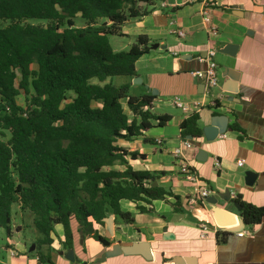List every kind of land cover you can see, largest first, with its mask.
<instances>
[{"label": "trees", "instance_id": "trees-1", "mask_svg": "<svg viewBox=\"0 0 264 264\" xmlns=\"http://www.w3.org/2000/svg\"><path fill=\"white\" fill-rule=\"evenodd\" d=\"M153 1L0 0V228L8 236L21 231L14 225L15 208L31 215L38 233L33 252L45 250L38 254L40 264H53L58 225L63 248L71 250L80 230L103 240L86 229L104 227L111 215L116 223L135 224L122 201L142 214L154 213L153 202L168 203L167 197L175 198L173 209L180 206L178 196L154 185L164 172L134 170L129 158L145 155L117 144L143 135L153 122L163 127L171 120L150 111L153 97L132 96L129 84L112 80L136 76L150 40L139 36L129 50L114 52L110 37H124V24L149 16L144 7ZM77 19L85 25L77 26ZM22 93L27 106L18 103ZM199 120L192 114L182 122V140L203 136ZM236 202L247 226L264 219V207Z\"/></svg>", "mask_w": 264, "mask_h": 264}, {"label": "crops", "instance_id": "crops-1", "mask_svg": "<svg viewBox=\"0 0 264 264\" xmlns=\"http://www.w3.org/2000/svg\"><path fill=\"white\" fill-rule=\"evenodd\" d=\"M191 1L154 0L151 6L144 7L151 10L149 16L130 19L122 27L124 37L129 39V49L139 36L150 40L149 53L136 62V76L127 77L129 94L153 97L150 111L168 115L171 120L163 127L153 122L154 127L143 135L117 144L145 155L144 160L129 158L134 170L164 172L157 184L178 196L180 206L173 209L176 200L167 197L168 203L153 202L154 213L142 214L136 211L134 203L122 201V209L134 215L135 224L116 223L114 217L113 233L106 225L94 228L109 245H102L92 235L82 238L78 232L74 235V249H65L64 230L58 225L53 235V264H264V219L242 228L241 211L233 204L239 199L264 207V0H210V14L220 32L218 37L208 34L204 25V4ZM170 22L184 31L185 36L171 34ZM229 46L236 47L231 49L233 54L226 53ZM209 47L216 50V62L223 69L219 86L210 96L204 82L190 75L192 71L205 69L197 55ZM231 71L233 79L229 76ZM173 96L202 106L199 124L203 136L187 139L192 148L184 152V159L201 180L200 186L210 190L208 198H215L216 204L208 203L207 199L198 204L188 203L197 196V185L188 180L172 153L181 146L180 126L190 114L169 101ZM219 96L223 99L220 108L214 111L210 102ZM218 116L228 119L226 137L208 140L205 130L214 125ZM234 125L240 130H232ZM239 159L245 160L242 168L237 165ZM216 160L221 163L218 170ZM250 172L256 174L252 184L248 183ZM217 210L233 223L219 225ZM202 224L211 228L203 239ZM231 228L251 231L252 235L239 237L238 232L227 231ZM10 242L4 247L5 253L0 254V264L39 263L29 258L25 245L13 244L12 238ZM134 243L148 244L150 258L139 250L138 254L121 253L102 260L114 246L128 247ZM9 249L16 250L17 255L11 257Z\"/></svg>", "mask_w": 264, "mask_h": 264}, {"label": "built area", "instance_id": "built-area-1", "mask_svg": "<svg viewBox=\"0 0 264 264\" xmlns=\"http://www.w3.org/2000/svg\"><path fill=\"white\" fill-rule=\"evenodd\" d=\"M201 1L204 4V9L202 11V18L204 25L207 29L208 34H210L213 37H218L220 32L218 27L214 24L210 10H211V1L210 0H192L191 2H197ZM170 33L177 35L178 37H184V31L180 30L174 22H170ZM197 60L199 63L205 65L204 70H197L190 72L191 77L198 79L205 84V88L207 90L208 96L211 95L212 91L219 86V79H218V73L217 68L218 65L216 63V50L213 47H209L205 52L200 53L197 55ZM211 98V97H210ZM169 101L179 110L186 114H199L201 111V105L199 103H190L186 101L181 96H173L168 98ZM223 99L222 96H219L218 99L211 100V109L212 110H218L220 108V102ZM221 137H226V135H220ZM192 148V143L189 140H182L181 146L176 148L172 155L174 159L180 164L181 171L187 176L188 180L192 183H195L197 185L196 187V194L197 196L195 198H191L188 200V203L190 204H198L199 202L206 201V199L210 196V190H208L206 187H201L200 183L201 180L197 176V174L193 171V169L190 167V165L187 163V161L184 159V152L186 150H190ZM238 167L242 168L245 165L244 159H239L237 161ZM221 167V163L219 160H216L215 162V168L218 170ZM201 234L200 237L207 238L208 233L211 231V228L208 224H202L200 227ZM239 237L244 236H251V231H241L236 233ZM9 254L11 257H15L17 255L16 250L9 249Z\"/></svg>", "mask_w": 264, "mask_h": 264}, {"label": "rangeland", "instance_id": "rangeland-1", "mask_svg": "<svg viewBox=\"0 0 264 264\" xmlns=\"http://www.w3.org/2000/svg\"><path fill=\"white\" fill-rule=\"evenodd\" d=\"M27 23L32 24V25H45L46 24V22L39 21V20H29V21H27ZM2 25L6 26L7 23H3ZM76 25L81 27V26H84L85 23L83 22V20L77 19ZM128 42H129V39L127 37H120V36H111L110 37V43L112 45L114 52L129 50V46L127 45ZM217 65H218V63H217ZM222 72H223L222 67L218 65V68H217L218 79L220 78ZM112 80H113V83L115 85L121 86V85H124L125 83H127L128 78L127 77H115ZM17 100H18V103L22 106L28 105L27 97L23 93L18 96ZM93 106L98 107V106H100V104L94 103ZM124 107H125L127 113L129 114L125 103H124ZM13 220H14V225L15 224L20 225V228H24V229L20 232L14 231L10 237L6 234V232L3 228H0V254L3 255L5 253L4 247H5V245H7L8 242H10V238H12L13 244H22V245L26 246V248H27L26 254L29 256V258L32 259V261L34 263H36L35 260L36 259L38 260V258H37L38 254L39 253H45V250H44V248H42V249H40L36 252H33V253L29 252L30 247H32V245L34 244V241L38 237V233L36 232L35 228L33 227V217L31 215H28V214L24 215V217H23L22 214L20 213L19 209L15 208L14 212H13ZM17 225H16V227H17ZM247 228H249V227H247ZM103 240H106V239H103ZM99 241H101V240H99ZM106 241H108V240H106ZM10 244H11V242H10ZM102 245H105V243L104 244L102 243ZM36 264H40V263H36ZM42 264H49V263H42Z\"/></svg>", "mask_w": 264, "mask_h": 264}, {"label": "water", "instance_id": "water-1", "mask_svg": "<svg viewBox=\"0 0 264 264\" xmlns=\"http://www.w3.org/2000/svg\"><path fill=\"white\" fill-rule=\"evenodd\" d=\"M234 48H236L235 46H229L227 49H226V53H229V54H233V52L231 51V49L233 50ZM232 79L234 78V72H230V75H229ZM135 82V80H134ZM227 124H228V119L227 117H224V116H218L216 117L215 121H214V125L212 127H208L206 128L205 132H206V136L208 138V140H214L216 139L218 136L220 135H224L226 130H227ZM189 139H193V138H189ZM248 178H249V184H252L254 182V180L256 179V174L254 173H248L247 174ZM154 185H157V182H155ZM228 195H230V192H228ZM227 200H230L227 199ZM207 202L210 203V204H216L217 203V200L213 197L211 198H207ZM233 204L236 206V208L239 210V211H242V206L240 204H238L236 201L233 202ZM218 211V224L221 225V226H227V225H230L233 223V220H226V218H224V214L220 211V210H217ZM223 219V221H222ZM105 222V225L107 226L108 230L113 233V227H114V216H109L108 218H106L104 220ZM239 223L242 225V228L246 225L244 223V220L242 218L239 219ZM228 232L230 233H236L238 232L236 229L234 230L233 228L231 229H228L227 230ZM86 232L87 233H93L94 232V228L90 227L88 229H86ZM80 234L82 236V238H84V231L83 230H80ZM102 243H105L107 245H109V242L106 241V240H101ZM36 248V245L33 244L32 247H30L29 249V252H33ZM139 250H144V252H141V254L143 256H145V258H150V254L148 253V244L146 243H134L133 245L131 246H128V247H121V246H114L113 250L111 252H109L108 254L104 255L102 260L106 259V257H110V256H115V255H118V254H121V253H124L126 255H132V254H138Z\"/></svg>", "mask_w": 264, "mask_h": 264}]
</instances>
